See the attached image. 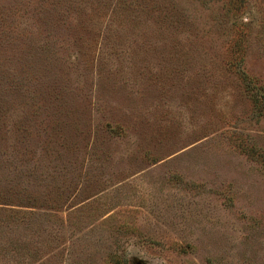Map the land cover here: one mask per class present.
<instances>
[{
  "label": "rangeland",
  "instance_id": "obj_1",
  "mask_svg": "<svg viewBox=\"0 0 264 264\" xmlns=\"http://www.w3.org/2000/svg\"><path fill=\"white\" fill-rule=\"evenodd\" d=\"M0 264H264V0H0Z\"/></svg>",
  "mask_w": 264,
  "mask_h": 264
}]
</instances>
